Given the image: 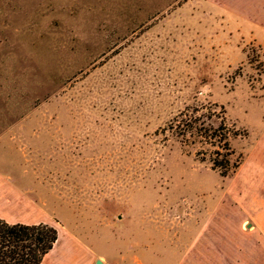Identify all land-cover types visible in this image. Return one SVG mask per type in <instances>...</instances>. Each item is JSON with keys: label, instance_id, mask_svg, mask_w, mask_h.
<instances>
[{"label": "rangeland", "instance_id": "rangeland-1", "mask_svg": "<svg viewBox=\"0 0 264 264\" xmlns=\"http://www.w3.org/2000/svg\"><path fill=\"white\" fill-rule=\"evenodd\" d=\"M220 1L0 0V208L44 264H264V25Z\"/></svg>", "mask_w": 264, "mask_h": 264}, {"label": "trees", "instance_id": "trees-1", "mask_svg": "<svg viewBox=\"0 0 264 264\" xmlns=\"http://www.w3.org/2000/svg\"><path fill=\"white\" fill-rule=\"evenodd\" d=\"M197 122V119L189 118L185 125L196 129V125L192 123ZM203 129L212 138L222 140L227 138V134L221 131L222 126ZM200 130L202 127H199L198 131ZM227 163H229L227 157L221 160L214 159V165L219 168L222 175L226 174ZM58 237L57 228L49 223L8 222L0 218V264H40L44 255L54 247Z\"/></svg>", "mask_w": 264, "mask_h": 264}, {"label": "crops", "instance_id": "crops-1", "mask_svg": "<svg viewBox=\"0 0 264 264\" xmlns=\"http://www.w3.org/2000/svg\"><path fill=\"white\" fill-rule=\"evenodd\" d=\"M221 4H222V6L230 9L232 12L240 14L243 18L249 20L253 24L264 25V0H238L236 3L230 1L228 3L221 2ZM259 42L264 44V41L259 40ZM1 199H2V202H5V201H7L9 203L13 202V200H11V198L4 197V194L1 195ZM14 205H16V204L15 203L12 204L13 209L16 208V207H14ZM6 211H8V210L5 209L4 207L0 208V218H3L8 222H23V223L41 222V221H31V222L20 221V220L16 219L15 214L10 213V212H6ZM59 245H60V240H58L56 242V244L54 245V247L48 253H46L44 255L40 264H44V262H46V260H48L49 255L55 253V251L57 250V247ZM87 250L89 252L91 251L89 248H87ZM64 252H65V250H63L61 252V255H65ZM71 254H74V249L73 250L71 249ZM77 256H80V255H77ZM72 258L73 259H71V260H64V258L58 257L56 259H59V260H57L55 263L56 264H63V263L72 264L73 261L76 259L73 256H72ZM95 259H96L95 255H93L92 257L87 258V260H85L83 262L77 260L75 263V261H74V264H97ZM103 264H107V263L105 262Z\"/></svg>", "mask_w": 264, "mask_h": 264}, {"label": "flooded vegetation", "instance_id": "flooded-vegetation-1", "mask_svg": "<svg viewBox=\"0 0 264 264\" xmlns=\"http://www.w3.org/2000/svg\"><path fill=\"white\" fill-rule=\"evenodd\" d=\"M191 110H193V108H192ZM191 110H190V111H191ZM194 110L197 111V109H195V108H194ZM212 115L214 116V114H212ZM191 117H193V118H195V119L197 118V116H195V115L192 114V113L190 114V118H191ZM209 118H210V117H209ZM210 119H211V118H210ZM220 126H222V123H221L220 125H218V126H215V127L212 126L211 124H209V127L206 128L205 130H207V129H209V128H217V127H220ZM202 129H203V128H202ZM203 130H204V129H203ZM221 131L223 132V126H222ZM204 132H205V134H206V131H204ZM227 136H228V135H227ZM226 140H227V138H226ZM226 140H223V141H226Z\"/></svg>", "mask_w": 264, "mask_h": 264}, {"label": "water", "instance_id": "water-1", "mask_svg": "<svg viewBox=\"0 0 264 264\" xmlns=\"http://www.w3.org/2000/svg\"><path fill=\"white\" fill-rule=\"evenodd\" d=\"M97 264H102V262L100 261V260H97V262H96Z\"/></svg>", "mask_w": 264, "mask_h": 264}]
</instances>
